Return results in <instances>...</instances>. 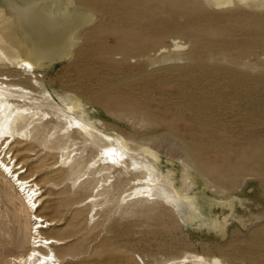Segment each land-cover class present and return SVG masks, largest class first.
Returning <instances> with one entry per match:
<instances>
[{"label": "rangeland", "instance_id": "rangeland-1", "mask_svg": "<svg viewBox=\"0 0 264 264\" xmlns=\"http://www.w3.org/2000/svg\"><path fill=\"white\" fill-rule=\"evenodd\" d=\"M54 2L94 19L72 35L69 53L42 62L44 89L77 96L108 129L153 148L159 161L143 160L153 175L170 173L176 184L189 177L181 191L193 189L203 212L191 222L167 205L123 201L142 170L124 178L88 166L92 154L69 149L73 140L57 150L62 133L37 121L18 144L26 156L18 148L9 155L41 188L39 214L56 223L45 235L63 243L54 248L59 264L192 256L264 264V0ZM21 9L9 6V16L24 20ZM10 186L0 174V264L24 254L29 240ZM231 196V212L213 203Z\"/></svg>", "mask_w": 264, "mask_h": 264}, {"label": "bare ground", "instance_id": "bare-ground-1", "mask_svg": "<svg viewBox=\"0 0 264 264\" xmlns=\"http://www.w3.org/2000/svg\"><path fill=\"white\" fill-rule=\"evenodd\" d=\"M9 6H20L22 9L17 13L24 12V20L10 17ZM93 19L94 16L89 13L84 12L81 16L70 2L56 5L54 0H0V64L7 71L0 74V174L9 179L10 187L16 192L30 223L26 252L10 258L11 264L60 263L54 248L63 243L45 235L46 230L56 226V223L39 214L41 202L45 200L41 188H38L33 176H25L27 170H24V166L15 163L9 155L12 149L18 148L19 156H26L29 149L18 144L23 137L28 136L37 121L44 122L50 131L58 128L57 133H62L65 139L56 146L57 150L67 147L69 141L73 140L69 149L92 154L88 166L94 162L93 166L98 164L101 169L106 168L110 173L124 178L142 170V179L134 177L129 181V185H137L129 189L128 199L124 197L123 201H154L167 205L175 212L184 211L190 215L186 221L191 222L203 213L197 193L192 192L193 189L192 193L190 190L181 191L184 181L189 177H184L181 184H176L170 173L158 177L153 175V170L147 166L148 162L143 161H159V155L153 148L143 144L133 145L130 139L108 129L94 115H90L86 104L77 96L62 93L56 95L55 99L44 89L43 76L40 75L44 69L42 65L52 64L69 53L73 45L72 35ZM33 91H39L40 97H35ZM133 165L137 169H132ZM183 173L184 176H190L186 165L183 166ZM236 201L233 196L221 200L213 198L215 205L219 203L230 212ZM210 223L213 228L219 224L216 219ZM191 263L217 264L209 263L201 256L182 257L169 264Z\"/></svg>", "mask_w": 264, "mask_h": 264}]
</instances>
